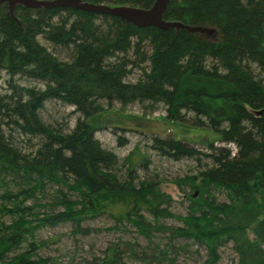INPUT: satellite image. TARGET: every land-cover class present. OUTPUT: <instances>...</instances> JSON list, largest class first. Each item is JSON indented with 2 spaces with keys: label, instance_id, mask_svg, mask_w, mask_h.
<instances>
[{
  "label": "trees",
  "instance_id": "1",
  "mask_svg": "<svg viewBox=\"0 0 264 264\" xmlns=\"http://www.w3.org/2000/svg\"><path fill=\"white\" fill-rule=\"evenodd\" d=\"M82 1L148 8L155 0ZM163 19L212 32L137 27L69 7L18 4L12 16L0 5V74L7 76L0 92V213L11 217L0 220V264H50L38 255L36 230L69 222L83 234L90 231L83 224L101 216L151 245L140 251L143 263L177 264L174 241L184 239L205 248L207 264L229 242L237 264H264V85L250 68L264 76V0H171ZM47 101L72 106L74 125L64 131L45 124L39 111ZM114 101L160 104L167 119H188L224 144L209 141L207 153L155 136L148 145L162 157L198 163V174L175 180L197 193L184 196L191 202L186 216L169 211L172 198L155 181L136 179V169L149 165L142 153L120 159L95 137L94 117ZM32 138L37 146L26 151ZM46 185L56 187L44 205L50 211L24 205ZM211 189L227 201L216 203ZM165 218L183 224L169 227ZM128 252L134 254L132 244ZM120 262L116 245L92 264Z\"/></svg>",
  "mask_w": 264,
  "mask_h": 264
},
{
  "label": "rangeland",
  "instance_id": "2",
  "mask_svg": "<svg viewBox=\"0 0 264 264\" xmlns=\"http://www.w3.org/2000/svg\"><path fill=\"white\" fill-rule=\"evenodd\" d=\"M40 38V43L46 44ZM46 45L48 46V44ZM62 58L65 59V57ZM250 68L256 79H261L264 85V76L255 66ZM136 77V74L130 75L129 80L135 81ZM6 79L7 76L0 74V92L4 91ZM23 84H28V82L24 81ZM102 107V111L94 117L93 121L99 127L95 137L106 149L112 150L120 159L127 156L132 150L139 154L142 153L149 160V165L147 169L141 167L136 169V179L155 181L161 191L169 194L172 198L169 211L175 215L186 216L191 205L190 200L186 197L193 193L197 195V193L186 186H182V189L179 188L175 180L198 174L200 169L198 163L192 159L175 161L162 157L148 145L151 144L155 136L174 137L208 153L209 141H214V145L217 147L224 145L216 142L217 134L208 129L188 126L191 124L188 119H185L184 123L167 119L166 110L160 104L149 108L135 102L123 106L114 101L110 106L102 103ZM72 111V106L59 101H47L39 113L45 124L65 131L67 127L71 128L74 125L77 114H72ZM37 141L36 138H32L30 146L25 150L30 151L32 147H36ZM225 146L234 152L233 145ZM9 185L11 189H17L15 184ZM55 189V186L46 185L43 191H37L32 198L26 199L24 205L36 203L37 210L50 211V206L44 205L46 202L53 201ZM63 191L68 193L70 199L77 198L75 194ZM210 194L213 195L216 203L227 201V196L222 191L211 189ZM0 204H4L2 199H0ZM59 208L54 207L53 209L58 210ZM0 220L8 224L11 217L0 213ZM163 222L169 227H180L183 224L174 218H165ZM83 225L90 228V231L83 234L74 233L69 222L36 230L34 233L36 242H43V245L38 249V255L42 258H50V264H92L93 261L95 262L96 259L105 255L108 247L117 245L121 264H147L141 260L140 251L146 246L150 248L151 245L144 238L136 236L134 230L129 226L125 227L120 224L119 228H111L115 223L109 216L97 217ZM155 241H157L156 238ZM130 244H132L134 254L128 252ZM174 244L176 248L181 249L180 252H176L177 264H207L208 254L204 247L184 239H177ZM16 253L18 251L14 252V254ZM218 253L219 259L215 264H237L238 258L232 249L231 242L219 248ZM152 263L156 264V262Z\"/></svg>",
  "mask_w": 264,
  "mask_h": 264
},
{
  "label": "water",
  "instance_id": "3",
  "mask_svg": "<svg viewBox=\"0 0 264 264\" xmlns=\"http://www.w3.org/2000/svg\"><path fill=\"white\" fill-rule=\"evenodd\" d=\"M171 0H155L148 8L107 4H94L82 0H0V5L7 4L9 13L13 16L14 7L18 4L28 8H55L69 7L72 9L116 16L137 27L154 26L166 30L168 28H182L189 32H200L211 34L212 31L202 26H190L177 21H166L163 13Z\"/></svg>",
  "mask_w": 264,
  "mask_h": 264
}]
</instances>
